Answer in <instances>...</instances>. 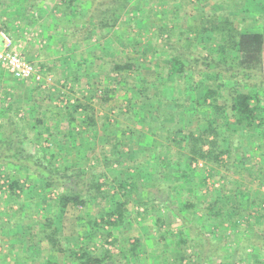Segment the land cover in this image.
I'll return each instance as SVG.
<instances>
[{
  "label": "rangeland",
  "instance_id": "rangeland-1",
  "mask_svg": "<svg viewBox=\"0 0 264 264\" xmlns=\"http://www.w3.org/2000/svg\"><path fill=\"white\" fill-rule=\"evenodd\" d=\"M94 1L102 3L104 10L110 0H74L72 3L69 0H0V32L9 36L13 46L31 63H35L32 58L37 55L35 59L39 61L35 65L42 70L44 79H49L42 85L18 81L0 68V143L6 137L12 142L24 138L23 147L32 154L39 152L40 158L42 152L50 153L49 148L68 149L71 145L73 149L64 155L65 158L55 152L58 165L55 166L60 167L62 159H67L70 167L67 174L85 171L86 181L80 184L86 185L95 178L96 184L101 185L103 195L92 193V200L85 207L70 208L64 225L59 223L68 249L72 248L74 238L82 234L83 242L90 244V250L97 257H103L106 251L111 254L112 264H156L159 259L161 262L157 264H173L182 251L167 253L163 245H176L183 225L168 206L153 198L159 193L157 187L163 191L159 180H150V172L141 174L142 179H146L145 185H149L142 191L138 172L134 169L138 156L133 152L138 149L137 142H141L144 154L154 139L165 141L164 133L153 136L159 115H167L164 126L174 131L189 128L197 132L202 131L197 127L205 124V120L197 116L207 107L200 112L196 108L175 110L171 105L160 110V95L157 96L155 87L162 84V77L167 73L165 60L173 54L211 58L220 63L218 70L240 67L241 56L239 58L227 48L228 34L224 38L214 29L224 32L233 29L232 33L259 32L264 37V0H129L113 30L94 24L92 34H86L85 20ZM202 24L210 30L201 33ZM70 55L74 58L69 59ZM49 56L53 57V64L45 61ZM116 64L135 68L118 75L113 71ZM261 66L263 76H249L246 80L241 77L243 90L253 97L259 96L262 121L258 131L239 128L232 119L228 122V130L221 129L223 142L220 143V148L230 154H221L220 164L215 167L202 160L191 164V170L201 174L206 184L201 187L202 197L194 201V209L198 211L190 221L195 224V230L192 229L189 236L190 230L183 228V236L193 239V250L187 247L188 254L195 251L196 256L200 247L205 244L208 248L212 242L211 246H220L219 252L222 247L228 250L225 256L230 257L229 264H247L246 258L238 255L241 242L238 239V243L230 241L225 247L224 240L228 242L236 235L241 238L250 235L254 229L249 228V218L264 213V42ZM195 68L193 83H198L205 76L204 71H199L204 70V66ZM221 73L227 75L224 70ZM171 80L169 77L167 92L180 98L182 81L173 84ZM143 84L153 85L147 99L137 93V88H143ZM196 91L198 97L203 87L197 85ZM67 114H71L70 117ZM222 117H210V122L215 125L223 120ZM39 119L41 125L36 126ZM128 128L132 131L126 130ZM173 156L174 150H171L168 154L171 161L175 160ZM170 160V163L164 162L171 164ZM5 167L7 164L0 162V264L52 262L49 244L42 238V222L53 211L49 204L65 189L60 186L43 191L41 185L30 182L35 177L29 179L23 172ZM173 178L165 181L171 185ZM11 179L19 180L23 193L11 195ZM167 182H164L165 187ZM85 185L78 189H85ZM198 190L196 183L190 182L189 187L183 185L182 189H177L174 200L181 203ZM66 191L70 192L69 188ZM104 198H112L111 204L108 205ZM211 198L242 202L236 207L237 212L241 210L244 214L237 218L241 229L232 231L230 221L222 225H217L216 220L205 222L202 206ZM117 199L126 202L123 223L107 226L101 219ZM257 199L255 204L259 206L254 205ZM56 215L60 220L58 211ZM262 227L264 229V223ZM137 241L139 247L134 254L138 258L135 260L134 254L130 256V249ZM220 241L223 243L218 244ZM250 252L248 249L247 253ZM158 254L161 255L156 256ZM65 261L64 264H70L69 259ZM106 264H110L108 260Z\"/></svg>",
  "mask_w": 264,
  "mask_h": 264
},
{
  "label": "trees",
  "instance_id": "trees-1",
  "mask_svg": "<svg viewBox=\"0 0 264 264\" xmlns=\"http://www.w3.org/2000/svg\"><path fill=\"white\" fill-rule=\"evenodd\" d=\"M69 1L72 3L74 0ZM95 2L96 1H94V3L92 2L89 13L87 14L88 16L85 20L87 29L86 34H92L91 31L94 28V24L101 29L108 28L113 30L118 24L122 13L129 4V0H110L108 5L106 4L107 7L103 10L101 9L102 3ZM68 5L71 6L72 4L69 3ZM226 22L231 26L230 21L226 20ZM207 25L210 24L208 23ZM207 25L202 24L201 33L205 30H210ZM211 30H213V28H211ZM214 30H216L214 32L223 34L224 38L228 34L226 39L229 46L227 45V48L230 47L235 55H239V58L241 56L242 60L240 59V67L237 69H235V67L228 68L227 70L223 69L227 74L223 75L221 73L223 70H218V68H221V65L216 60L195 56L193 54H173L168 56L165 60L167 73L165 77H162V84L155 87L158 93L157 96L159 97L160 95L158 100L160 103L158 109L160 108V110L171 105L172 107H170L175 110L196 108L195 110L200 112V110L202 111L205 107H207L205 112L200 113L201 115L197 116L198 118L205 120V124L203 126L197 127L198 130L201 127L202 131L196 130L197 132H195L189 128V130L185 129V131H174L173 128L166 127V125L164 126L167 122V115L161 114L159 115L160 117H158L159 120H157L158 128L153 133V136L159 133H164L165 141L158 142L157 138L154 139L153 144L149 146L150 149L144 152V154L143 147H140L141 142H137L138 149L133 152L134 156H138V158L135 159L136 164L134 169L138 172V182L142 187V191H146L149 185H145L144 182H146V179H142L143 177H141V174L143 172L144 174H149L148 172H150L152 174L150 180L155 178L159 180V184L161 183L162 187L161 190L163 191H159V188L157 187V192L159 193L153 198L156 197V201H158L161 205L168 206V209L172 210V212L176 214V217L180 219L183 228L190 230L188 232L189 236L191 235V230H195V224H192L190 219H193L198 211L194 209L196 203H194V201H199V197H202L200 196L202 190L201 187H204L206 184L205 178H203L201 174L198 175L191 170V164L195 160H202L205 164L215 167L220 164L219 157L221 154H230L228 150L220 148V143L223 142L221 129L223 132L228 130V122L230 120L233 119L234 124L239 128L254 131H258L262 121V110L259 96H256L255 94L253 97L249 94V92L243 90L245 89V86L242 84L243 80H241V77L246 80L249 76H255L257 78H259L258 75L263 76V68L261 66V48L264 42L263 34L259 32L240 33L238 31H234V33H232L233 29H227L226 32L219 29ZM201 65L204 66V70L199 71H204L205 76L204 78H201V81L198 82L199 84L193 83V75L196 73L194 69H196L195 67ZM113 68L114 72L121 75L126 70L130 71L131 69H134L135 66L129 64H116ZM169 77L172 79L171 81L173 84L178 80L182 81V83L179 84V88L181 89L180 98L173 96L170 91L167 92V82H169ZM197 85L203 87V91L199 93L200 95H198V97H196ZM254 86L256 87V85ZM151 87H153V85L150 84L144 85L143 88L139 86V88H137L138 95L147 99ZM174 92L177 94V89ZM253 98L255 99V102H252ZM221 99L224 100L222 103L219 102ZM67 115L70 117L71 114ZM191 116L194 117L193 115ZM221 116H223V120H219L217 124L214 125L210 122V117L219 118ZM36 123V126L41 125V120H37ZM126 130L132 131L131 128ZM46 131H48V129H46ZM132 134H134V132H132ZM210 137H212V140H209ZM18 139L19 142H12L10 137H6L5 141L0 143V162L7 164V167L5 168L9 167L17 169L18 172L26 174L29 179H31V177H35L34 181L32 180L30 182L41 185L43 191H50L53 188H59L60 186L65 189L64 192H61L58 195L52 204H49V207L51 209L53 208V211L50 216L42 222L44 227L42 229V238L47 241V244H49V255L50 257H53L52 262H46V264H64L67 259H69L70 264H106L107 260L110 264H112L109 259L111 254L106 251L103 257H97L90 250V244L83 242L82 234L76 236V239L74 238L72 248L68 249L66 244H64L65 237L63 232L58 228L59 223L64 225L66 222L67 216L65 215L70 208L76 209L82 206L85 207L89 201L92 200V193H94V196L103 195L101 185L96 184L95 178H93L89 183L87 182L86 185L83 183L80 184V182L86 181V178L84 177L85 171L82 173L79 170L74 175L67 174L66 172L70 169L67 159H62L60 167H57L56 154L58 153L59 156L65 158L66 156L64 157V155L71 152L73 147L70 145L68 146V149L56 146L52 147V149L49 148V154L45 155V153L42 152L44 161L42 160V157H39V152L37 154H32L29 149L23 147L24 145L21 141L24 138ZM69 144L70 142L68 145ZM171 150H174V161H171L168 157ZM143 156H145V160L143 159ZM164 160H168V162L170 160L172 163L166 164ZM109 164H111V162H109ZM224 167L225 169L227 168V166ZM170 169L171 171H169ZM168 171L169 173H167ZM171 177H174L172 179L174 182L170 185V182L165 180ZM189 177L191 178L189 179ZM193 181L196 183V187H198L199 190L196 193L191 194V197L184 198L181 203H176L174 199L177 196V189H182L183 185L189 187L190 182ZM164 182H167L166 187ZM80 185H85L86 188L79 190L78 187ZM119 186L122 188L121 183H119ZM133 187H135V185ZM68 188L70 192L66 191ZM166 189L170 190V192L166 191L165 193ZM9 190L12 193L11 195L15 196L16 193H23V186H20L19 180L11 179L9 181ZM84 193H86L85 195L87 196H84ZM16 199H18L17 196ZM103 200H108V205L112 202V198H104ZM43 201L47 202L46 199H43ZM257 201L259 200H254V205L259 206L255 204ZM207 202L208 203H204L202 206L204 209L203 214L205 215V222L216 220L219 223L217 225H222L223 222L230 221L232 222V224H229L233 229L232 231L237 232V229H241L239 225L240 221L237 218L244 217V214L241 210L237 212L236 207L237 204H241L242 202L212 198L208 199ZM154 203L155 201L153 202V205H155ZM125 205L126 202L123 200H113L112 209L104 214L101 219L102 222L111 227L122 225L126 214ZM57 211L58 214H60V220L57 218ZM114 217L115 219L112 221V218ZM249 219L251 222L249 223V228L251 227L250 229H254V231L250 235H246L243 238L238 235L233 236L232 239L229 237L230 239L228 242H225L224 240V245L225 247H228L230 241L232 243H238V239L241 242L240 252L238 253L240 258H246L247 264H264V229L262 227L264 223V213L259 212L257 213V217L251 216ZM74 221L77 222L78 218L75 217ZM183 228L180 230V238L177 239L176 245H163L166 246L167 253H170L171 251L181 253L182 251V255L173 260V264H204L205 262L207 264H229L230 257L225 256L227 255L226 253L228 250H224V247H222L219 252L218 249L220 246L219 248L214 247L215 245L211 246L210 244L212 242L208 245V248L205 244L203 247H200L196 256H194L195 251L188 254L187 247L193 250L191 245L193 239L189 238V236L188 238L183 236ZM167 234L170 235L171 233L168 231ZM153 239H155V237ZM162 239L166 240V236H163ZM217 243L220 244L223 242L220 241ZM138 247L139 245L137 241L133 244L132 249H130L131 257L135 252H137ZM248 249L251 250L250 253H247ZM166 251L161 252L162 255L165 254ZM134 255L135 256L132 258H135L136 260L138 257L136 254ZM159 255L161 254L156 256ZM197 259H199V262H197ZM158 262H161V259L156 261V264ZM116 264H121V262Z\"/></svg>",
  "mask_w": 264,
  "mask_h": 264
},
{
  "label": "built area",
  "instance_id": "built-area-1",
  "mask_svg": "<svg viewBox=\"0 0 264 264\" xmlns=\"http://www.w3.org/2000/svg\"><path fill=\"white\" fill-rule=\"evenodd\" d=\"M0 68L6 70L14 79L23 82H32L37 85L46 84L42 70L28 61L24 54L18 51L11 38L0 32Z\"/></svg>",
  "mask_w": 264,
  "mask_h": 264
},
{
  "label": "crops",
  "instance_id": "crops-1",
  "mask_svg": "<svg viewBox=\"0 0 264 264\" xmlns=\"http://www.w3.org/2000/svg\"><path fill=\"white\" fill-rule=\"evenodd\" d=\"M0 40H1V39H0ZM0 48H1V43H0ZM35 58H37V55L33 56V58H32L33 61H35V63H37L39 60H38V59H35ZM52 58H53L52 56H49V57H47V58L45 59V61L48 62V63L53 64L54 59H52ZM68 58H69V59H70V58L73 59L74 57H73L72 55H70ZM33 63H34V62H33ZM35 63H34V64H35ZM40 63H41V62H40ZM63 63H66V60H64ZM56 64H57V63H56ZM59 65H61V63H59ZM65 65H66V64H65ZM57 67H59L58 64H57L56 68H57ZM80 76H81V74H80Z\"/></svg>",
  "mask_w": 264,
  "mask_h": 264
}]
</instances>
